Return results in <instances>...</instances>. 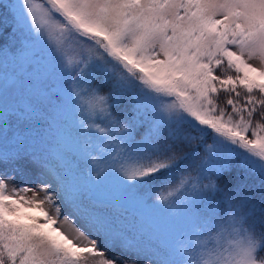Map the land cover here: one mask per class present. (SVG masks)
I'll use <instances>...</instances> for the list:
<instances>
[{
    "label": "snow or ice",
    "instance_id": "1",
    "mask_svg": "<svg viewBox=\"0 0 264 264\" xmlns=\"http://www.w3.org/2000/svg\"><path fill=\"white\" fill-rule=\"evenodd\" d=\"M0 6V264L264 257V0Z\"/></svg>",
    "mask_w": 264,
    "mask_h": 264
},
{
    "label": "clouds",
    "instance_id": "2",
    "mask_svg": "<svg viewBox=\"0 0 264 264\" xmlns=\"http://www.w3.org/2000/svg\"><path fill=\"white\" fill-rule=\"evenodd\" d=\"M252 246L259 245L264 241V235L250 233ZM247 239L243 244L238 239L225 243L222 247L210 249L203 253H197V260L193 264H244L242 249L248 247ZM189 258L192 257V251L186 253ZM255 264H264V257L255 260Z\"/></svg>",
    "mask_w": 264,
    "mask_h": 264
},
{
    "label": "rangeland",
    "instance_id": "3",
    "mask_svg": "<svg viewBox=\"0 0 264 264\" xmlns=\"http://www.w3.org/2000/svg\"><path fill=\"white\" fill-rule=\"evenodd\" d=\"M0 18H2L5 14V9L0 6ZM11 29L9 28L8 31H4L3 28H0V44H4L8 40V32H10ZM3 116V110L2 107H0V118ZM66 228H69L70 230V225H65ZM142 264V262H141Z\"/></svg>",
    "mask_w": 264,
    "mask_h": 264
},
{
    "label": "trees",
    "instance_id": "4",
    "mask_svg": "<svg viewBox=\"0 0 264 264\" xmlns=\"http://www.w3.org/2000/svg\"><path fill=\"white\" fill-rule=\"evenodd\" d=\"M216 74H217V75H220V74H221V70H220V69H217ZM227 96H228V93H225V92L221 91V92L218 94L217 98H216V99H217V103H218L221 107H224V108H226L228 111H231V108L228 107V106L226 105V103H225ZM242 96H243V93H242Z\"/></svg>",
    "mask_w": 264,
    "mask_h": 264
}]
</instances>
